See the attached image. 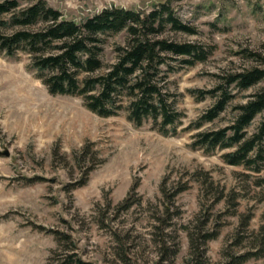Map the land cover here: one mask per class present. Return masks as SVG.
<instances>
[{"label":"rangeland","instance_id":"1","mask_svg":"<svg viewBox=\"0 0 264 264\" xmlns=\"http://www.w3.org/2000/svg\"><path fill=\"white\" fill-rule=\"evenodd\" d=\"M38 1L19 0L20 8ZM44 1L78 23L113 6L149 14L170 2L197 33L167 26L160 37L211 54L193 66L169 60L166 86L182 116L164 133L160 121L138 126L125 110L103 117L81 96L52 94L30 54L0 50V264H237L256 251L255 237L264 234V140L253 168L226 163L229 149L194 142L230 125L237 105L264 86L233 85L237 96L226 111L199 126L217 100L206 91L221 77L264 69V0ZM127 38L126 31L105 36L106 64ZM263 122L258 115L248 136ZM204 233L218 234L205 243ZM262 255L242 264H264Z\"/></svg>","mask_w":264,"mask_h":264},{"label":"trees","instance_id":"2","mask_svg":"<svg viewBox=\"0 0 264 264\" xmlns=\"http://www.w3.org/2000/svg\"><path fill=\"white\" fill-rule=\"evenodd\" d=\"M167 26L185 34L197 33L195 27L175 14L170 2L161 3L149 14L113 6L78 23L65 19L44 0L22 8L19 0L0 1V50L9 56L20 51L30 54L33 68L52 94L81 96L88 109L103 117L125 110L138 126L151 119L160 121L164 133L182 116L166 86L169 60L181 58V63L193 66L206 61L211 54L199 44L161 38ZM122 31L128 33L127 42L116 47V60L106 64L105 36ZM221 80L213 91H206L214 93L217 100L202 115L199 126L226 111L237 96L231 89L233 85L244 91L264 83V69H245L226 74ZM236 109L237 115L230 125L198 133L194 145L208 151L229 149L223 155L226 163L253 168L257 158L252 153L264 140V122L256 135L249 137L247 129L258 115H264V86ZM251 218H242L243 226L247 227ZM217 234L204 233L202 238L206 243ZM191 237L192 244H197V239ZM255 238L257 250L240 256L237 264L262 255L264 234ZM76 262L92 264L81 259Z\"/></svg>","mask_w":264,"mask_h":264}]
</instances>
